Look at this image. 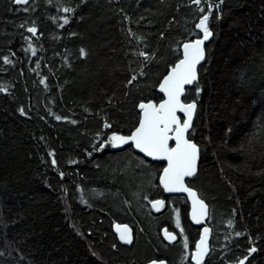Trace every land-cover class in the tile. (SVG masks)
Masks as SVG:
<instances>
[{
	"label": "trees",
	"instance_id": "16d2710c",
	"mask_svg": "<svg viewBox=\"0 0 264 264\" xmlns=\"http://www.w3.org/2000/svg\"><path fill=\"white\" fill-rule=\"evenodd\" d=\"M209 4L206 62L183 98L197 104L188 138L200 148L187 184L209 207L204 264H264V0H0V264H189L198 230L186 200L159 188L163 165L107 141L134 130L137 103L161 101Z\"/></svg>",
	"mask_w": 264,
	"mask_h": 264
},
{
	"label": "snow or ice",
	"instance_id": "6c2138e0",
	"mask_svg": "<svg viewBox=\"0 0 264 264\" xmlns=\"http://www.w3.org/2000/svg\"><path fill=\"white\" fill-rule=\"evenodd\" d=\"M193 2L199 6L202 0H193ZM14 3L26 5L29 0H14ZM213 8L214 6L209 4L208 13L204 14L196 25L197 29L203 33L202 38L183 44V58L171 68L160 84V91L164 93L166 99L158 106L153 103H141L139 108L142 116L135 131L130 136L114 133L107 141L113 147L131 142L135 148L147 156L153 159L166 160L168 166L164 168L160 182L166 192H186L188 194L193 203L192 219L197 224L201 223L202 219L207 216V205L197 197L195 191L185 184V178L193 177L197 172L198 147L187 138L189 129L192 126L196 103L182 102L181 96L184 94L185 86L192 85L197 80V65L205 59V42L213 36L208 23ZM24 10L27 11L28 9L25 8ZM63 11L69 12L70 9L64 8ZM200 11L203 12L204 9L201 8ZM64 23H68V20L65 19ZM27 31L35 35L37 29L28 27ZM29 48H32L31 44H29ZM32 54L35 55V49H32ZM84 55L86 53L84 49H81V56ZM140 55L145 56V59L148 58L143 52ZM3 60L5 63L10 62L7 56L3 57ZM135 79L136 77L133 76L128 83L131 84ZM41 83H44V81L42 80ZM197 92H199V89H197ZM177 112L184 114L182 122L181 118L177 116ZM21 114H23V110H21ZM57 119H60V117H57ZM104 127L108 128L111 125L105 123ZM170 140L175 141V147L169 146ZM100 147L102 148L103 145ZM53 164H55V161H53ZM151 203L152 208L156 211L164 206L162 200H155ZM177 227H179L178 218ZM117 232L123 243H132L131 230L127 225L117 226ZM208 233L209 229L205 227L199 242L196 244V252L192 255L195 264H202L208 252ZM164 235L170 242L176 239L167 230H165ZM251 251L254 252L256 249L252 248ZM240 264H244V260H241Z\"/></svg>",
	"mask_w": 264,
	"mask_h": 264
},
{
	"label": "water",
	"instance_id": "95a60500",
	"mask_svg": "<svg viewBox=\"0 0 264 264\" xmlns=\"http://www.w3.org/2000/svg\"><path fill=\"white\" fill-rule=\"evenodd\" d=\"M211 38H212V37H210L209 40L206 41V42H205V45H204V48H205V59L202 60V61L200 62V64L197 65V80H196L192 85H186V86H185L184 94L181 96V100H182V102H184V101H183V98H184V96H185V94H186V90L189 89V88H191V87H192V86L198 81V79H199V69L205 64V62H206V58H207L206 45L210 42ZM196 39H197V38H196ZM194 40H195V39H193V40H191V41H194ZM191 41H187V42H184V43H188V42H191ZM184 43H182V45L180 46V59L183 58V44H184ZM180 59H179V60H180ZM179 60H178L175 64H177V63L179 62ZM175 64H174L172 67H174ZM172 67H171V68H172ZM171 68H169V70H168V72L166 73V75H168V73H169V71L171 70ZM166 75H165V76H166ZM165 76H164V77H165ZM164 77L161 79V81L159 82L158 87H157V93H158V95H160V96L162 97L161 101H159L158 103L151 102V101H150V102H140V103L138 104L137 111L139 112V120H138L137 126L134 128L133 131H135V129L139 126V121H140V118H141V116H142V112H141V110H140V108H139V105H140L141 103H145V104H147V103H153V104H155V105L158 106L160 103L163 102L164 99H166L164 93L160 91V84L163 82ZM188 103H189V102H188ZM190 103H192V102H190ZM196 113H197V106H196V109H195V112H194V115H193L192 126H191V128L189 129V132H188V134H187V138H188V135H189L190 131L192 130V127H193V124H194V121H195V117H196ZM177 116L181 118V122H182V120H183V118H184V114L181 113V112H177ZM133 131H132V132H133ZM132 132H131L129 135H126V136H130V135L132 134ZM188 139H189V138H188ZM189 140H190V139H189ZM191 141H192V140H191ZM192 142H193V141H192ZM193 143H194V142H193ZM196 145H197V144H196ZM169 146H170V147H175V141H174V140H170V141H169ZM125 147H131L132 150H133V152H134L135 154H137L138 156L142 157V158H143L144 160H146L147 162H150V163H156V164H162L163 167H162V169H161V171H160V173H159L158 180H157V181H158V186H159V188L161 189L162 193L164 194V196H182V197L186 200V203H187V206H188V212H187V218H188V221H189L190 225H191L193 228H195V229L198 230V238H197V240H196V242H195L194 250L192 251V253H191L190 257H189V261H190L191 264H195V260L192 259V255H193V253L196 252V244L199 242V240H200V236L203 234V230H204V228L207 227V228L209 229V233H208V252H207V254H206L205 257H204V260L202 261V264H204V263L206 262V259H207L208 255H209V253H210V240H211V234H212V232H211V228L208 226V223H207V222H208V217H209V207H208V205L204 202V203L207 205V213H208L207 216H205V217L202 219L201 223H199V224L195 223V222L193 221V219H192L193 203H192V200L188 197V194H187L186 192H166V191L164 190L163 185H162L161 182H160V177L163 175L164 168L168 166V165H167V161H166V160H160V159H153L152 157L147 156L145 153L140 152L139 149L135 148L134 144H132L131 142H129L128 144L120 145V146H118V147H114V149H115V151H120V150H122V149L125 148ZM197 147H198L197 172H196V174H195L193 177H186V178H185V184H186V186H188L187 181H188V180H192V179H194V178L196 177L197 173H198V166H199V161H200V148H199L198 145H197ZM188 187H189V186H188ZM190 188H191V187H190ZM191 189L197 193L196 190H194L193 188H191ZM197 197H198L199 199H201V198L199 197L198 193H197ZM150 207H151L152 211H153V212H156V213L159 212V211L161 210V209H160L159 211H156L155 209H153V208H152V203L150 204ZM124 225H126V224H114L113 227H112V232H113V234L115 235V237H116V239H117V242H118L120 245H122V246H126V247H127V246H131L132 243H131V244H125V243H123V242L119 239V234H118V232H117V226H124ZM127 226H128V225H127ZM128 227H129V226H128ZM129 228H130V227H129ZM130 230H131V236H132V242H133V231H132L131 228H130ZM165 230H167V228H163V229H161V231H160V233H161V237H162L163 241H165V242L168 243V244H172V243H174V242L176 241V239H177L176 234H175L174 232H173V233H172V232H169V233L173 234V235L176 237V239H175L174 241H171V242H170L169 240H167V239L165 238V235H164ZM153 262H155V264H161V262H163V264H166V262L163 261V260H154V261L148 262L147 264H153Z\"/></svg>",
	"mask_w": 264,
	"mask_h": 264
},
{
	"label": "bare ground",
	"instance_id": "6f19581e",
	"mask_svg": "<svg viewBox=\"0 0 264 264\" xmlns=\"http://www.w3.org/2000/svg\"><path fill=\"white\" fill-rule=\"evenodd\" d=\"M199 70H200V69H199ZM43 79H44V78H43ZM198 80H199V79H198ZM197 82H198V81H197ZM197 82H196V83H197ZM196 83H195V84H196ZM195 84H194V85H195ZM194 85H193V86H194ZM156 90H157V89H156ZM148 102H150V101H148ZM151 102H154V101H151ZM191 102H193V101H191ZM189 103H190V102H189ZM137 104H139V103H137ZM196 106H197V104H196ZM137 107H138V105H137ZM197 108H198V107H197ZM137 112H138V111H137ZM138 113H139V112H138ZM163 195H164V194H163ZM166 197H171V196H166ZM153 201H155V200H153ZM162 201H163V200H162ZM151 202H152V201H151ZM151 202H150V204H151ZM163 207H164V206H163ZM163 207H162V208H163ZM162 208H161V209H162ZM160 211H161V210H160ZM160 211H159V212H160ZM159 212H157V213H159ZM208 221H209V217H208ZM207 223H208V222H207ZM114 224H119V223H114ZM114 224H113V225H114ZM208 226H209V225H208ZM112 227H113V226H112ZM129 227H130V226H129ZM209 227H210V226H209ZM163 228H167V227H163ZM163 228H162V229H163ZM167 231L173 233V231L168 230V228H167ZM160 236H161V233H160ZM211 236H212V235H211ZM161 238H162V237H161ZM164 242H165V241H164ZM210 242H211V240H210ZM165 243H166V242H165ZM174 243H175V242H174ZM166 244H168V243H166ZM172 244H173V243H172ZM172 244H168V245H172ZM127 247H129V246H127ZM193 250H194V247L191 248V249H190V248L188 249V251H189V253H188V257H190V255H191V253H192ZM209 254H210V253H209ZM208 256H209V255H208ZM152 261H154V260H152ZM163 261H165V260H163ZM149 262H151V261H149ZM165 262H166V261H165ZM147 263H148V262H147ZM147 263H146V264H147ZM188 263L191 264L190 261H189V258H188ZM166 264H167V262H166Z\"/></svg>",
	"mask_w": 264,
	"mask_h": 264
},
{
	"label": "rangeland",
	"instance_id": "374dc122",
	"mask_svg": "<svg viewBox=\"0 0 264 264\" xmlns=\"http://www.w3.org/2000/svg\"><path fill=\"white\" fill-rule=\"evenodd\" d=\"M174 213H178L177 211H174ZM171 218V221H172V224L174 225V228L175 229H181L182 228V225H181V221H180V218H179V215H175V219L173 218V213L171 214L170 216ZM177 218L179 219V227H177ZM184 242H183V247H184ZM240 264V263H239Z\"/></svg>",
	"mask_w": 264,
	"mask_h": 264
},
{
	"label": "flooded vegetation",
	"instance_id": "af4514ba",
	"mask_svg": "<svg viewBox=\"0 0 264 264\" xmlns=\"http://www.w3.org/2000/svg\"><path fill=\"white\" fill-rule=\"evenodd\" d=\"M154 213H155V214H159V213H156V212H154ZM173 232H174V231H173ZM176 237H177V235H176ZM176 241H177V239H176ZM176 241H175V242H176Z\"/></svg>",
	"mask_w": 264,
	"mask_h": 264
}]
</instances>
